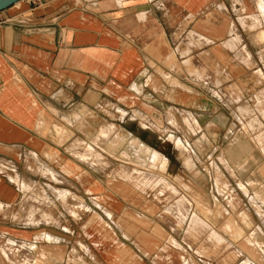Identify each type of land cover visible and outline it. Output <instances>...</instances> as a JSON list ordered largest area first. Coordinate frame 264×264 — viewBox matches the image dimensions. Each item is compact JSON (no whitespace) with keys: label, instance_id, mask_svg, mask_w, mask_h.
Segmentation results:
<instances>
[{"label":"crops","instance_id":"obj_1","mask_svg":"<svg viewBox=\"0 0 264 264\" xmlns=\"http://www.w3.org/2000/svg\"><path fill=\"white\" fill-rule=\"evenodd\" d=\"M260 1L264 3L41 0L32 4L20 0L1 10L0 18L7 20L0 25L1 243L26 250L20 257L26 264H34L42 251L46 264L210 263L191 257L200 243L174 244L165 238L163 230L171 222L167 218L174 212L141 209V195H132L120 183L114 184V194L110 192L105 175L93 173L96 166L87 146H92L94 126L99 125L100 154L107 164L108 131L101 129L110 120L122 130L127 126L124 120L137 122L139 131L132 130L140 137V121L152 131L165 121L168 109L176 114L188 110L199 120L214 113L209 109L213 101H207L208 109L205 106L199 81L172 69L173 56L179 63L190 56L197 68H204L202 57L207 53L233 78L229 82L246 79L252 68L238 65L234 57L238 49H245L250 57L262 51L260 31L250 28L252 16H264ZM155 153L159 155L155 165L164 164V158L169 166L171 155ZM36 166L51 170L85 201H96V208L82 209L80 219L66 222L69 232L37 221L40 212L32 214L21 187L10 176L14 169L20 170L23 178L37 182L27 175ZM52 188L58 199L70 192L58 188L68 191L60 196ZM195 199L208 206L203 193H196ZM115 222L124 228L109 230ZM227 226L232 234L220 243L222 254L211 259L212 264H264V226L254 229L232 221ZM253 232L260 242L251 241ZM47 234L53 242L46 240Z\"/></svg>","mask_w":264,"mask_h":264},{"label":"rangeland","instance_id":"obj_2","mask_svg":"<svg viewBox=\"0 0 264 264\" xmlns=\"http://www.w3.org/2000/svg\"><path fill=\"white\" fill-rule=\"evenodd\" d=\"M251 19L250 28L260 31L258 38L264 41L261 31L264 16L256 15ZM190 44H193L191 37ZM262 47L260 54L254 57L246 55L245 49L236 51V63L252 68V71L247 73L246 79L242 76L232 82L229 80L233 78L207 53L202 57L204 68H197L190 56L182 63L173 56L174 71L185 73L183 75L189 80L199 81L205 106L208 100L215 103L209 107L215 111L213 115L205 114L199 120L188 110L176 114L175 110L168 109L164 113L165 121L152 127L154 131L144 129L149 125L141 120L140 137L133 133L139 131L137 122L124 120L127 126L122 130L120 126H112L110 120L109 126L101 129L103 133L108 131L107 164L102 163L100 154L102 133L99 125L94 126L96 132L93 133L92 146L90 142L87 146V155L96 166L92 171L98 177L105 175L110 192L114 191V184L120 183L132 195H141L144 199L141 209L164 210L167 214L174 212L173 217L167 218L171 222L169 229L163 230L165 238L174 244L176 241L200 243L201 248L195 250V255L192 252L191 257L209 260L208 264L222 254L218 247L232 234L228 232L232 230L227 226L228 222L253 226L254 229L264 226V45ZM90 116L85 118L88 120ZM155 152L165 157L171 155L169 166L161 156L164 164L155 165L153 162L159 156ZM19 172L14 169L10 176L21 187L32 214L36 210L40 212L37 221L50 229L60 225L62 230L69 232L66 222L80 219L78 214L82 209L96 208L94 199L85 201L76 189L61 182L51 170L39 166L30 168L27 175L37 182L26 180ZM52 187L57 188L60 196L68 194L65 189L70 192L58 199ZM198 192L203 193L208 206L195 199ZM124 207L132 209L127 204ZM209 207L211 212H202ZM15 216L21 218L20 214ZM117 228L123 229L124 226L118 222L115 225L110 223L109 230ZM219 231L228 233L220 236ZM251 237V241L260 242L258 233L253 232ZM46 240L53 242V237L47 234ZM25 251L19 246L3 245L0 241V264H26L27 261H20ZM45 258L42 251L34 264H46ZM193 264L197 263L193 261Z\"/></svg>","mask_w":264,"mask_h":264},{"label":"water","instance_id":"obj_3","mask_svg":"<svg viewBox=\"0 0 264 264\" xmlns=\"http://www.w3.org/2000/svg\"><path fill=\"white\" fill-rule=\"evenodd\" d=\"M20 0H0V11L4 10Z\"/></svg>","mask_w":264,"mask_h":264},{"label":"built area","instance_id":"obj_4","mask_svg":"<svg viewBox=\"0 0 264 264\" xmlns=\"http://www.w3.org/2000/svg\"><path fill=\"white\" fill-rule=\"evenodd\" d=\"M40 1H41V0H30V2H31L32 4H39ZM6 21H7V20H3V19L0 18V25L3 24V23H5Z\"/></svg>","mask_w":264,"mask_h":264},{"label":"bare ground","instance_id":"obj_5","mask_svg":"<svg viewBox=\"0 0 264 264\" xmlns=\"http://www.w3.org/2000/svg\"><path fill=\"white\" fill-rule=\"evenodd\" d=\"M259 8L261 9V11H264V3H263V5L261 3H259Z\"/></svg>","mask_w":264,"mask_h":264}]
</instances>
